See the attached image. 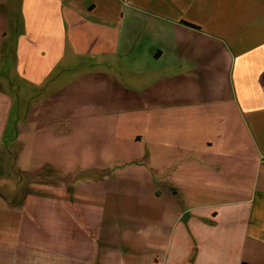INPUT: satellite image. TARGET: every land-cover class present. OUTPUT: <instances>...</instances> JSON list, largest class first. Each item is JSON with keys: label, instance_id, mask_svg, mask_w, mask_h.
Segmentation results:
<instances>
[{"label": "crops", "instance_id": "crops-1", "mask_svg": "<svg viewBox=\"0 0 264 264\" xmlns=\"http://www.w3.org/2000/svg\"><path fill=\"white\" fill-rule=\"evenodd\" d=\"M7 87L20 102L41 94L43 115L72 107L70 92L99 112L33 122L44 160L31 157L30 173L57 179L27 185L44 206L30 216L11 220L0 193V264H264V0H0V143ZM91 121L122 152L114 168L89 167L87 183L114 174L136 190L107 201L116 214L94 196L74 203L65 167L46 158L52 140L64 150L70 123Z\"/></svg>", "mask_w": 264, "mask_h": 264}, {"label": "rangeland", "instance_id": "rangeland-1", "mask_svg": "<svg viewBox=\"0 0 264 264\" xmlns=\"http://www.w3.org/2000/svg\"><path fill=\"white\" fill-rule=\"evenodd\" d=\"M214 80V79H213ZM217 80V81H216ZM227 78L225 77H218L212 82V86L214 87L218 85H225V81ZM210 87V83L207 85ZM8 90H11L10 87H7ZM223 91V90H222ZM11 92H15L11 90ZM31 93H24V97H22L21 102L18 100L17 92L15 94H8L7 97L10 98V106H9V127L7 131V137L4 143H0V193L5 194V201L10 206H6L5 212L7 215L10 216H20L25 215L30 216L29 214L35 212H42L44 210V206L41 205L39 202H32L33 198L28 197V194L35 193L36 191H29L27 190V185L30 182H34L38 178L43 182L46 179H53L56 180L57 174L55 172L50 171H43L40 174H31L36 166V162L34 159H40V156L36 154V152L31 151L32 145L35 140L37 139H44V134H39V138L34 136L33 132V122L36 119H39L43 116V118H56L62 115L66 116H83L84 114L92 113V112H99L93 110H87L81 108L77 105V103L71 104V94H68V100L72 107L68 109H55L50 111H45L43 115L42 111H39L37 108L38 104L41 102V94L33 96ZM227 94V92L223 91V95ZM22 104L23 106H17ZM28 109V110H26ZM28 111V112H27ZM27 112V113H26ZM39 117V118H37ZM264 117V116H263ZM22 118V122L27 121L31 125L30 127L26 128L28 131L23 135L22 143L23 146L19 145L17 141H15L14 136L12 135L14 131V122L17 119ZM77 122V121H76ZM91 121L89 125H87L84 129L83 126H78L75 123H70L69 127L71 129V133L69 137L64 138L65 148L58 149L55 144L56 141L52 140L50 144L52 145L50 152H48L47 160L51 162H58L61 164L62 167H65L66 176L59 177L58 180H65L67 182H74L72 185L75 186V189L72 188L69 190L71 193V197L74 203H77L82 206L85 200L91 201L92 197L98 198L102 202V212L108 213L111 209L116 214V209L114 206H107V201L111 199H131L135 200L136 190L131 185L130 188H124L116 184L121 182L115 181L114 174L112 178L108 181L101 182V183H87V171H90L88 168L93 166H98L100 164H110L114 168V163L121 162V156L119 157V153L122 151H116L115 153L111 149V142H112V131L108 129V124L104 123V127H97V123H93ZM79 123V122H78ZM64 128V127H63ZM254 128V127H253ZM264 127H262V132L255 134V140H258L256 136L259 134H264ZM75 130V131H74ZM252 130V126H250V131ZM171 130H167L166 134L169 133ZM114 133V132H113ZM246 133V132H245ZM115 134V133H114ZM65 135V134H64ZM247 138L249 140H253V138H249L248 134L246 133ZM17 136V135H16ZM122 138L126 139V132L122 131ZM166 141H172V138L166 136ZM254 141V140H253ZM125 142V141H124ZM251 142V141H250ZM126 145V143H125ZM168 143H166L167 147ZM21 147V149H20ZM126 147V146H123ZM169 150V147L166 148V151ZM126 152V151H125ZM130 155L133 152L129 150ZM127 152V153H128ZM34 158L33 160L31 159ZM40 159L39 161H43ZM21 165V168L17 167ZM39 164V163H38ZM92 174L99 175V178L102 177L103 173L98 170V172H91ZM126 175V174H124ZM126 178V177H125ZM92 180V179H91ZM100 182V181H97ZM117 182V183H116ZM149 191L146 189H142L141 194L142 197L145 198L149 195ZM31 195V194H30ZM18 201V202H17ZM18 203V205H17ZM13 205V206H12ZM10 207L12 208L10 211ZM133 209V212L136 211L135 204L134 206H130ZM14 209V210H13ZM137 213V212H136ZM135 213V214H136ZM126 222H119V227L125 226ZM12 226L11 222L8 225L7 229V239L8 242L13 241V226L10 229L9 227ZM10 229V230H9ZM119 240V238H118Z\"/></svg>", "mask_w": 264, "mask_h": 264}]
</instances>
